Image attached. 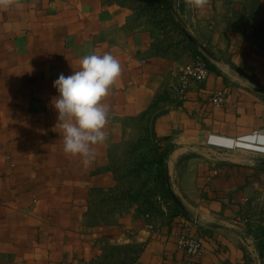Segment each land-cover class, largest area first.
<instances>
[{
  "label": "crops",
  "instance_id": "0c3cea01",
  "mask_svg": "<svg viewBox=\"0 0 264 264\" xmlns=\"http://www.w3.org/2000/svg\"><path fill=\"white\" fill-rule=\"evenodd\" d=\"M177 7L221 65L198 46L157 41L115 0H19L0 9V264H99L107 244L138 247L132 264H185L180 231L203 243L194 264L264 263V0ZM93 52L111 53L122 73L104 101L107 139L85 165L63 151L53 82ZM197 54L214 66L206 63V80L178 100L172 71ZM148 117L186 213L165 199L145 211L119 194L112 157ZM96 199L112 204L104 223L95 221Z\"/></svg>",
  "mask_w": 264,
  "mask_h": 264
},
{
  "label": "rangeland",
  "instance_id": "374dc122",
  "mask_svg": "<svg viewBox=\"0 0 264 264\" xmlns=\"http://www.w3.org/2000/svg\"><path fill=\"white\" fill-rule=\"evenodd\" d=\"M129 7L137 19L149 23L155 32L156 40L170 45L190 44L179 29L173 24L161 0H115ZM138 138L118 149L112 157V169L118 181L119 194L126 199L139 202L144 208H150L160 200L158 196H168L165 183L164 163L160 157L166 150L159 143L154 128V119L140 120ZM136 198L138 201L132 199ZM120 197V196H118ZM118 197L116 199H118ZM120 197V198H121ZM164 199V198H163ZM95 221L104 223L110 219L112 204L107 200H97L93 206ZM138 247L132 245L107 244L99 258V264H132Z\"/></svg>",
  "mask_w": 264,
  "mask_h": 264
},
{
  "label": "clouds",
  "instance_id": "9594fccd",
  "mask_svg": "<svg viewBox=\"0 0 264 264\" xmlns=\"http://www.w3.org/2000/svg\"><path fill=\"white\" fill-rule=\"evenodd\" d=\"M187 7L204 10L210 0H184ZM19 3V0H0V9ZM122 68L111 53L84 55L79 69L71 75L61 73L53 82L58 96L52 101L58 113L66 155L82 157L85 165L94 159L93 146L103 144L108 124L109 105L104 103L119 79ZM57 126V125H56Z\"/></svg>",
  "mask_w": 264,
  "mask_h": 264
},
{
  "label": "built area",
  "instance_id": "2783aa9c",
  "mask_svg": "<svg viewBox=\"0 0 264 264\" xmlns=\"http://www.w3.org/2000/svg\"><path fill=\"white\" fill-rule=\"evenodd\" d=\"M210 70L205 59L201 55L194 58L184 65L172 71L173 76H177L179 81L175 87V93L178 100H183L188 96L194 83H201L206 80ZM214 102L220 105L224 102V95L221 90L214 93ZM161 202L164 199L158 196ZM176 246L185 254V264H194L197 257L203 252V243L200 238L185 231L178 232L175 239Z\"/></svg>",
  "mask_w": 264,
  "mask_h": 264
},
{
  "label": "trees",
  "instance_id": "16d2710c",
  "mask_svg": "<svg viewBox=\"0 0 264 264\" xmlns=\"http://www.w3.org/2000/svg\"><path fill=\"white\" fill-rule=\"evenodd\" d=\"M161 4L164 6L165 10L167 11V13L165 14H168V16L170 17L171 21L173 22V24L179 29L180 33L182 35L185 36V38L188 40L190 46H193V47H197L186 35L185 33L181 30V28L179 27V25L177 24L176 22V15L173 13L172 11V5H171V0H161ZM174 7L176 8V10H178V7H177V0H174ZM197 55H201L202 54H197ZM195 55V56H197ZM203 57V56H202ZM204 58V57H203ZM205 59V58H204ZM206 63L209 65V66H214L213 63H211V61L209 59H205ZM169 150H166L165 153L160 157V162L164 163V172H165V183H166V190H167V193H168V196H165L163 197L165 199V201L167 203L171 202L173 203L178 209L180 212L182 213H186L185 210H183L181 208V206L179 205V203L173 198V196L171 195L170 191H169V188H168V184H167V180H166V164H165V159H166V156L168 154ZM130 196V195H129ZM127 197V194H124V197L125 198ZM132 199L138 201L136 198H133L132 196H130ZM153 207V206H152ZM152 207H150L149 209L146 208L145 211H149V210H152ZM258 245H259V248H260V251L262 253V258H263V262H264V239H258ZM264 264V263H263Z\"/></svg>",
  "mask_w": 264,
  "mask_h": 264
},
{
  "label": "water",
  "instance_id": "95a60500",
  "mask_svg": "<svg viewBox=\"0 0 264 264\" xmlns=\"http://www.w3.org/2000/svg\"><path fill=\"white\" fill-rule=\"evenodd\" d=\"M171 5H172V11L173 13L176 15V22L179 25V27L181 28V30L185 33V35L196 45L198 46L201 51L214 63L221 65L222 64V60L216 55L214 54L212 51H210L206 46L198 43V41L192 36V34L188 31V29L185 26V23L182 19V17L179 15L178 11L176 10V8L174 7V0H171ZM258 164H264V159L262 160H258L257 161ZM167 182H168V187H169V191L171 193V195L173 196V198L179 203V205L182 207L181 203L179 202V200L176 198L174 191L172 190L169 178L167 177Z\"/></svg>",
  "mask_w": 264,
  "mask_h": 264
}]
</instances>
